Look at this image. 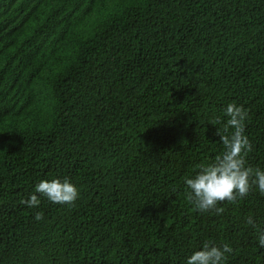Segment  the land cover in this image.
Segmentation results:
<instances>
[{"label": "trees", "instance_id": "obj_1", "mask_svg": "<svg viewBox=\"0 0 264 264\" xmlns=\"http://www.w3.org/2000/svg\"><path fill=\"white\" fill-rule=\"evenodd\" d=\"M229 104L264 171V0H0V264H186L206 242L264 264L258 187L219 215L187 199ZM54 179L74 204L36 193Z\"/></svg>", "mask_w": 264, "mask_h": 264}, {"label": "clouds", "instance_id": "obj_2", "mask_svg": "<svg viewBox=\"0 0 264 264\" xmlns=\"http://www.w3.org/2000/svg\"><path fill=\"white\" fill-rule=\"evenodd\" d=\"M225 114L228 117L227 122L216 133L225 146L224 153L212 163L197 164L195 175L185 179V185L190 189L187 199L198 211H215L217 215L224 212L223 207H218L219 204L225 201L236 203L238 199L247 197L253 186L258 187L260 194L264 195V171L246 166V158L252 151V144L244 134L247 111L242 106L229 104ZM212 123L217 124L220 121ZM229 128L234 130L230 135ZM221 132L224 134L221 135ZM35 191L46 196L50 202L62 205L74 204L79 196L76 186L67 179L63 182L59 179L42 180L36 185ZM40 202L36 194L21 201L29 208L38 207ZM35 219H43V213L37 212ZM246 222L256 227L252 217H248ZM258 240L259 245L264 247V229L259 230ZM232 252L233 249L228 244L217 247L206 242L202 250L195 251L187 259L186 264H225L226 254Z\"/></svg>", "mask_w": 264, "mask_h": 264}]
</instances>
